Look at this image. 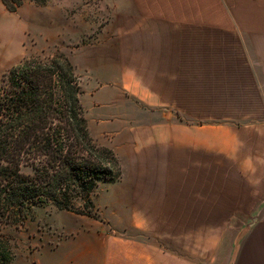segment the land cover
<instances>
[{
    "label": "crops",
    "instance_id": "obj_1",
    "mask_svg": "<svg viewBox=\"0 0 264 264\" xmlns=\"http://www.w3.org/2000/svg\"><path fill=\"white\" fill-rule=\"evenodd\" d=\"M108 8L107 34L71 57L88 124L121 164L108 206L119 236L91 243L83 264H214L191 254L194 235L249 210L255 220L220 264H264V0ZM6 11L16 12L0 0ZM4 39L0 21V68L20 55V37L18 51Z\"/></svg>",
    "mask_w": 264,
    "mask_h": 264
},
{
    "label": "trees",
    "instance_id": "obj_2",
    "mask_svg": "<svg viewBox=\"0 0 264 264\" xmlns=\"http://www.w3.org/2000/svg\"><path fill=\"white\" fill-rule=\"evenodd\" d=\"M22 1L2 0L9 11ZM82 92L62 51L24 57L0 73V264L14 256L4 225L21 223L36 205L95 215L92 191L122 174L115 152L90 134Z\"/></svg>",
    "mask_w": 264,
    "mask_h": 264
},
{
    "label": "rangeland",
    "instance_id": "obj_3",
    "mask_svg": "<svg viewBox=\"0 0 264 264\" xmlns=\"http://www.w3.org/2000/svg\"><path fill=\"white\" fill-rule=\"evenodd\" d=\"M38 1L23 0L15 13L6 11L0 18L6 47L18 51L17 39L20 37V55L15 63L29 56L47 59L62 51L75 64L78 48L88 45L92 48L94 39H98L100 33L103 36L107 34L104 26L112 13L108 8L109 0H45L44 4ZM8 68L9 65L0 68V73ZM87 76L90 78L85 82L86 86L95 83L91 73ZM89 129L94 140L101 145L95 129L90 126ZM109 183L106 180L99 182L90 195L96 207L95 215L58 209L51 204L36 205L26 211L21 223L4 225L2 231L10 236L14 254L10 264H83L86 258L91 257L88 251L91 243L108 236H119L113 232L109 222L111 213L108 206L113 205ZM79 204V200L75 202L78 207ZM253 213L242 211V216L229 218L227 228L224 226L214 233L194 235L193 245L197 249L194 252L191 250V254L200 263L212 259L214 264H220L230 257L238 236L255 219ZM113 217L114 221L124 222L123 213ZM222 224H225L224 221ZM143 236L167 246H172L174 242L180 245L179 239L173 241L174 235Z\"/></svg>",
    "mask_w": 264,
    "mask_h": 264
},
{
    "label": "water",
    "instance_id": "obj_4",
    "mask_svg": "<svg viewBox=\"0 0 264 264\" xmlns=\"http://www.w3.org/2000/svg\"><path fill=\"white\" fill-rule=\"evenodd\" d=\"M254 220H255V219H254ZM254 220H253V221H254ZM250 224H251V223H250Z\"/></svg>",
    "mask_w": 264,
    "mask_h": 264
}]
</instances>
